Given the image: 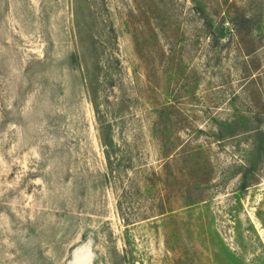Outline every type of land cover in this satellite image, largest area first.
I'll return each mask as SVG.
<instances>
[{"label":"rangeland","instance_id":"rangeland-1","mask_svg":"<svg viewBox=\"0 0 264 264\" xmlns=\"http://www.w3.org/2000/svg\"><path fill=\"white\" fill-rule=\"evenodd\" d=\"M0 264H264V0H0Z\"/></svg>","mask_w":264,"mask_h":264}]
</instances>
